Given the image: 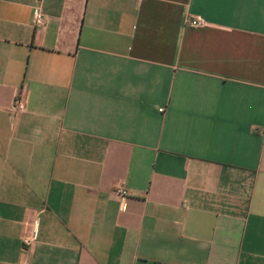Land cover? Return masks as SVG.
<instances>
[{
	"label": "crops",
	"instance_id": "1",
	"mask_svg": "<svg viewBox=\"0 0 264 264\" xmlns=\"http://www.w3.org/2000/svg\"><path fill=\"white\" fill-rule=\"evenodd\" d=\"M0 264H264V0H0Z\"/></svg>",
	"mask_w": 264,
	"mask_h": 264
},
{
	"label": "built area",
	"instance_id": "2",
	"mask_svg": "<svg viewBox=\"0 0 264 264\" xmlns=\"http://www.w3.org/2000/svg\"><path fill=\"white\" fill-rule=\"evenodd\" d=\"M34 21H35L36 25L42 26L45 24V18L39 10L35 11V13H34ZM190 26L194 27V28H201V27L205 26V23L202 20H193L190 22ZM25 108H26V106H25V102L23 101V99L21 97L15 98L14 107H13L14 113L15 114L21 113L22 111L25 110ZM161 111L163 112V109ZM119 194L122 197H126L128 195L127 191H125V190H119ZM34 232L36 233L37 229H35ZM35 235L36 234H34V237L26 238L25 244L26 245L32 244V242L35 240Z\"/></svg>",
	"mask_w": 264,
	"mask_h": 264
}]
</instances>
